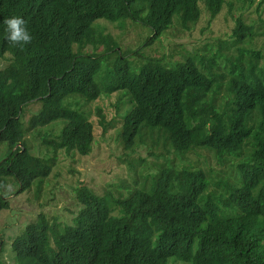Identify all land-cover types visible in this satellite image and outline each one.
<instances>
[{"label": "trees", "instance_id": "obj_1", "mask_svg": "<svg viewBox=\"0 0 264 264\" xmlns=\"http://www.w3.org/2000/svg\"><path fill=\"white\" fill-rule=\"evenodd\" d=\"M199 1L0 0V21L18 15L33 37L13 46L0 24V191L10 178L16 193L35 182L40 189L59 152L88 156L94 135L82 108L102 97L117 116L123 149L132 151L144 136L152 148L154 138L163 143L154 156L164 164L141 176L142 183L101 195L73 188L78 210L69 224L38 214L12 243L16 264H264V45L257 47L254 26L237 18L216 54H187L171 65L154 56L137 72L114 36H102L104 23H139L152 31L146 45L152 44L174 16L181 30L198 23ZM225 1L204 0L210 19ZM84 47L92 50L83 53ZM107 55L115 60L113 80L97 83L99 58ZM123 100L121 116L113 105ZM31 102L40 109L25 123ZM105 123L100 115L103 129ZM49 128L44 154L34 156L27 135ZM196 151L226 170L187 164L186 155ZM7 208L0 199V211Z\"/></svg>", "mask_w": 264, "mask_h": 264}, {"label": "rangeland", "instance_id": "obj_2", "mask_svg": "<svg viewBox=\"0 0 264 264\" xmlns=\"http://www.w3.org/2000/svg\"><path fill=\"white\" fill-rule=\"evenodd\" d=\"M198 6L200 8L198 23L189 30H181L178 25L180 24L179 18L174 16L170 25L171 29L149 45H146V42L153 33L139 23H104L105 33L102 36H114L127 57L130 56L126 62L133 72H137L148 58H154V56L157 59L164 56V62L171 65L183 62V57H187V54L198 53L202 56L207 51H213L216 54L220 41L232 33L235 20L240 17L245 24L253 25L260 35L256 40L257 47L262 48L264 45V38L261 36L264 31V0H226L220 14L213 19H210L205 10L203 0H200ZM205 47L207 48L205 49ZM86 48L89 51L92 50L90 47H84L83 53ZM108 56L99 58L100 70L96 77L97 83L113 80L115 60ZM134 60L137 62L131 65ZM84 61L86 62V60ZM4 66L3 60L0 61V69ZM101 99L104 97L99 98L97 102L85 104L82 108L89 115L88 121L92 124L94 135L91 152L88 156L74 154L70 159L64 152H59L52 173L43 181L40 189L36 186L39 183L35 182L29 191L22 194L16 193L19 186L10 178L8 179L9 186L0 191V199L8 204L6 210L0 211V239L2 242L0 264H16L12 243L17 237L22 236L25 226L32 223L38 214L44 215L50 223L53 220L59 223H70L71 213L78 210L72 198L71 190L73 188L84 186L101 195L105 190L109 191L118 186L132 187L134 182L142 183L141 176L146 173H154L157 166L164 164L162 159L154 156L155 153H161L160 149L163 144L155 138L154 141L158 146L156 148H152L154 146L151 139L144 136L136 140L132 151L123 149L117 136L120 128L115 122L117 116L110 104H105ZM107 99L108 102L114 101L116 94ZM125 102L123 100L113 105L116 109L115 113L121 116L126 113ZM39 109L40 103L31 102L23 109L22 120L27 123ZM73 109L79 111V105ZM100 115L105 117V129L99 124ZM121 116H118L120 126L123 121ZM59 124L61 123L56 122L49 126H60ZM52 134L50 128L45 132L40 131L39 136H35L34 132L30 131L27 141L31 144L34 156L41 157L44 154V149L47 146L41 142V139H52ZM4 147L0 145V160L4 155ZM185 160L194 168H201L204 171L210 169L212 173L226 170V167H222L223 165L217 159L215 160L211 154L205 151L190 152L186 155ZM214 186L216 190L217 187ZM210 190L213 191V185H210ZM175 261L180 262L175 264L183 263L179 259H169L167 264H172Z\"/></svg>", "mask_w": 264, "mask_h": 264}, {"label": "clouds", "instance_id": "obj_3", "mask_svg": "<svg viewBox=\"0 0 264 264\" xmlns=\"http://www.w3.org/2000/svg\"><path fill=\"white\" fill-rule=\"evenodd\" d=\"M0 24H2L3 26L2 30L4 33V38L13 46L20 47V46L28 45L32 42L33 37L29 32V30L26 28L24 19L21 18L20 16L18 15L9 16L3 19L2 21H0ZM161 36L162 35H157L155 37L158 38ZM215 191L217 192V190Z\"/></svg>", "mask_w": 264, "mask_h": 264}]
</instances>
